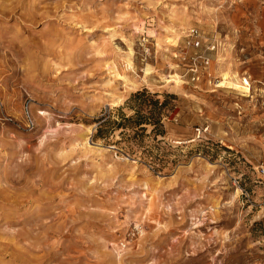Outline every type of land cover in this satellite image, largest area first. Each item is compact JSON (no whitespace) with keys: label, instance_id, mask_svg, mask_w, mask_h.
Segmentation results:
<instances>
[{"label":"rangeland","instance_id":"obj_1","mask_svg":"<svg viewBox=\"0 0 264 264\" xmlns=\"http://www.w3.org/2000/svg\"><path fill=\"white\" fill-rule=\"evenodd\" d=\"M263 46L264 0H0V264H264Z\"/></svg>","mask_w":264,"mask_h":264},{"label":"trees","instance_id":"obj_2","mask_svg":"<svg viewBox=\"0 0 264 264\" xmlns=\"http://www.w3.org/2000/svg\"><path fill=\"white\" fill-rule=\"evenodd\" d=\"M126 105L134 110V113L127 116L122 114V121L119 124H128L131 128H134L135 134H139L140 131H147V125H152V132L159 134L163 126L162 120L164 110L167 106V100L161 101L155 94H152L148 90L144 89L134 93L131 98L126 102ZM99 133L103 131V126L110 122V118L100 119ZM162 131V130H161Z\"/></svg>","mask_w":264,"mask_h":264},{"label":"built area","instance_id":"obj_3","mask_svg":"<svg viewBox=\"0 0 264 264\" xmlns=\"http://www.w3.org/2000/svg\"><path fill=\"white\" fill-rule=\"evenodd\" d=\"M191 33L192 34H197V31L195 29H193ZM191 45L194 46V47H199L201 45L200 40L195 38L193 41H191ZM214 48H215L214 46L211 47V49H214ZM261 58H262V61H263V64H264V46L261 49ZM196 74H197V69L194 71V76L192 78L193 80L197 79Z\"/></svg>","mask_w":264,"mask_h":264}]
</instances>
